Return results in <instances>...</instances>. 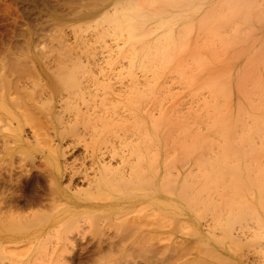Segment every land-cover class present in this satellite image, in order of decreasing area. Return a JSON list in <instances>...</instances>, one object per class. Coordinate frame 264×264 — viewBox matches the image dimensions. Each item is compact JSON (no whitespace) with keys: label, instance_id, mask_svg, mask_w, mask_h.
<instances>
[{"label":"rangeland","instance_id":"obj_1","mask_svg":"<svg viewBox=\"0 0 264 264\" xmlns=\"http://www.w3.org/2000/svg\"><path fill=\"white\" fill-rule=\"evenodd\" d=\"M108 4H110V0H0V76L2 77L0 80V91H2V94L0 95H5L4 99L0 98V264H258L256 260H259L263 255V248L261 247L259 249L258 246H255L257 242L259 245V241L251 242L253 244L248 242L251 234L255 232L253 229V224L256 222L254 217L251 218V216L247 215L248 213L246 215L242 213L244 218L240 215L242 216L240 217L241 220L239 219L235 223V232H233L234 230L229 232L234 227L225 229L227 227L226 221L233 214L236 215L237 213L234 210L237 208V203L234 204V202L241 200L242 203V201H248L247 199H241L240 197H236V195L233 197H236L235 199H231L233 192L231 190L228 191V189H223L219 184L218 186L220 188L218 187L215 190L216 193L208 191L202 195H198V198L188 194L184 196L185 198L188 196L186 200H183V194L178 190V188H181V175L185 172V167H181L183 170L180 168L183 164L180 163V161H183V156H181V154L183 155V151L179 146L174 144L176 143L175 138L179 137V134H174L173 136L175 138L173 136L172 139L170 138L168 141L169 145H167L168 142H165L166 144L164 145L167 146L163 147L164 149L166 148L165 150L163 148L160 151H157L155 148L147 149L148 152L149 149L153 152L157 151L154 153L160 155L157 157L156 165H149L148 167V164L144 160L141 161V167L146 172L143 170L145 175L149 176L150 173L158 174L162 171L167 172L166 170L169 171L171 169L169 165H166L167 161V164L170 163V159L167 157L171 154L169 151L173 150L170 148H174L175 145L177 146L175 147L176 149L174 148L176 151L174 158L176 157L177 166L175 163L173 164L175 167L171 164L173 166L172 170L175 171H169L171 176L165 172L163 173L167 174L166 177L169 176L168 178L170 179L174 176L173 181H176V184L174 183L175 185L171 184V186L174 185V190L172 188V191H169L171 192L169 195L166 193V187L170 186L169 182L171 180L169 181L168 178L164 177L167 182L165 184V180L161 177L156 180H149V185H152L150 188L145 183V186L148 187L145 188L147 190L144 189V181L139 180L143 182V184L141 183L139 185L144 186L143 189L145 191L143 190L142 195L136 197L132 194L121 196L115 192L108 191L106 192L108 194L106 197L104 194L102 197L97 194L102 201L96 195V197L93 195L94 198L91 197L90 200H86L90 196L86 199L83 198L87 196L86 194H89V191L86 190V187L89 186L88 183H90L88 181L93 178L94 172H97L102 166V163H105L104 165H111L113 169H120L124 165L126 166L125 162H127V165H129L124 166L122 171L128 173L131 172L132 167H138L136 165L138 156L135 152L133 154L136 147L134 142L136 141L135 143L137 144L140 138H142L139 132L136 133L133 130L126 132L120 129L121 132L119 129H116L117 136L115 134L113 135V132L107 136L102 132L104 131L102 124H104L106 119H110L117 127L123 122L126 124L127 119L131 122L127 125H132L133 121L128 112L129 109L124 105H120V102L123 101L125 103L130 97L134 77L138 79L140 88H143V84L146 83V77L139 70V72L134 71L136 74H134V77L132 75L129 76V61L119 58L117 55L119 51L118 47L121 48L123 45V38L119 37L120 35L115 32L114 34L111 33L112 31L108 30L106 25L103 24L102 19L104 15L114 9L113 6H110L102 10ZM262 11L263 15L264 7ZM107 30L111 34H107ZM259 30L257 34L264 36V27ZM100 32L108 36L106 35L107 37L105 36L103 39H99ZM226 34L230 35L232 32L227 30ZM205 35L207 33L203 31L202 36ZM201 37L199 40L203 39ZM251 39L255 42V39ZM252 40H249L248 44L245 45V51L242 53V56H239V60L235 59L234 63H232L233 72L236 74L241 73L239 75L241 82L235 81V83L240 82L242 85L239 87L234 86V104L239 99H243L245 93L247 96L250 95L248 96V101L254 102L253 99L256 97L255 91L259 92V87L264 86V69L262 68L264 67L262 63L264 61V52L262 55L259 54L260 56L256 54L262 51L258 50L256 54L254 53L257 59L254 60L255 62L252 61L253 58L251 60L255 64L253 65V69L250 66L253 63L248 60L251 59L249 56L255 57L252 53L258 46L257 41L254 44ZM202 43H204L203 40ZM250 44H254V47H251ZM220 47L213 46L210 52L217 53L216 57L218 59L219 56H221V59L224 58L222 55L225 56L224 59H219V62H226L229 53L226 56L225 53L227 51L224 50V52ZM216 48L219 50H216ZM235 49L237 48L235 47ZM75 58L77 59L76 61ZM246 60H248L249 70L252 69V71L239 72V70L247 65ZM77 61L82 63H80L82 70L80 68L76 74V79H78L74 82L75 85L73 83H67L66 86H63L65 82H60L58 79L59 76L62 75L61 73H67L70 70L71 66H73L70 63L74 64ZM7 68L9 70L13 69L15 72L16 70H25L24 72L28 77H26L23 71L13 73L14 71L12 70L9 73ZM65 68L68 69L65 70ZM255 71L257 74L260 72L261 81L259 78L260 74L259 76L257 74L255 75ZM22 74L23 76L25 75L24 80ZM104 74L106 78H102ZM17 75H21L22 77H20L22 79L20 80ZM148 76H151V74ZM141 77L145 79H141ZM165 77L161 78L158 82L157 95L155 96V99H158L157 103H149L146 107L154 118L161 117L160 112L170 113V118L173 117L175 122L186 119L190 124L192 122L191 118L198 114L197 111H201V116L206 119L204 103L211 100L210 91L205 88L199 90L196 86L185 85L180 81L178 75L175 74L168 75L167 79ZM5 78L9 79L7 80V84L5 83ZM16 78L17 80H15ZM55 78L57 81L54 80ZM202 78L207 79L205 77ZM257 78H259L258 82ZM108 79H110L109 82ZM10 81H12L15 88ZM10 84L12 88H10ZM246 84L247 87L244 86ZM239 91L241 93H238ZM10 99L21 101V104L23 103L22 107H20L18 101V104L12 101L11 103L18 105V109L15 108L16 104L12 106ZM47 100L50 101L47 102ZM42 103L47 104L44 106ZM6 110L16 114L18 118L10 114L8 115ZM207 124V122H202L200 125V130L204 135H208L206 131ZM18 128L21 132H19ZM65 128L68 130H66L65 134L63 133L61 135L62 130ZM70 128L71 131H69ZM20 135H22L23 139L20 138ZM256 136H254V142L258 148L255 149L256 151L253 152V155L259 157L257 166L260 164V161H262L261 164L264 166V143L261 137L260 140L258 136L256 139ZM208 137L211 141L215 140V143H213L214 141L212 142V145L215 147L211 145V149L209 146L210 151L203 150L204 154L208 153L206 154L207 157L220 154L218 146L221 137L219 135H208ZM131 138L132 141H129ZM97 139L98 141H95ZM46 140L54 150L50 147L52 151H49L50 148L47 146L48 144L46 145ZM49 140L54 142H49ZM94 141L95 143H93ZM216 143L218 146H216ZM103 146L109 150L107 151ZM111 146H113L112 149ZM97 150L100 153L103 150L102 155L100 153L98 154ZM139 150L143 156H150L149 154L152 153L150 151L147 155V151L144 149ZM114 151H116V155H113ZM126 151L127 154L125 153ZM172 154L169 156L170 158H172ZM261 157L263 158L261 159ZM127 158H130V161ZM164 160L165 162H163ZM178 161L181 165L178 164ZM121 163H123V166H120ZM164 163L165 166H163ZM192 164L195 165L194 162ZM192 164H190L189 168L191 167L190 170L192 169L191 171L196 174L195 171H199V169H197L196 165L194 166ZM64 166L66 167L64 168ZM166 166L170 168L168 167L169 169H167ZM69 168L70 171H68ZM80 168L81 170H79ZM154 169H158V171L154 172ZM71 172L78 173L73 180L70 179ZM84 173L89 176L87 181ZM175 177L178 178L175 179ZM50 178L53 181H50ZM136 181L133 180L134 183ZM139 181L137 182L139 183ZM161 183L165 185L164 192L161 189L164 187ZM53 188L56 189V192ZM153 188L156 189L155 192L161 194L159 197L173 200L178 206L186 204V201L188 204L192 201L189 204L192 206L194 201L191 199L194 198L202 206L199 207L200 204L198 205V201H195L196 204L193 205V208L191 207V213L182 212L178 206L174 208L160 206L158 205L160 203L159 201L156 204L153 199L149 198L152 196L151 192L145 193L148 190L151 191ZM51 189L54 191L53 194ZM81 189L86 191L84 195V192L80 195L78 194V191H81ZM218 190L220 191L219 193L217 192ZM75 191L78 193H73ZM178 195H180L182 200ZM204 195L205 198L202 199ZM207 196H210L209 199L206 198ZM110 198L114 199L111 200ZM233 200L236 201L233 202ZM203 202L208 203L204 204ZM143 205L145 209L142 208ZM138 206H141L140 209L144 210H139ZM230 207H232L231 210ZM136 208L137 211H135ZM198 208H202L201 211ZM196 209L197 212L200 211L199 216L196 214ZM132 210L134 212L131 213L130 211ZM233 210L235 213H233ZM34 213L38 214L35 216V219L33 217L35 221L41 215L40 218L42 220L40 222V218L37 220L41 224H33V219H29L33 225L28 224L29 221H27V218H31L29 216H32ZM19 215L21 216L19 217ZM88 216H91L90 218L93 219L92 227L90 223L88 225L91 231L85 226L88 223L86 219ZM74 220L78 225L83 220L82 223L84 225L82 227L76 226L77 230L80 228L78 232L73 227V224L70 223L71 221L73 223ZM78 220L81 221L77 223ZM109 222H111L110 226L107 227L106 225H109ZM217 222H220L222 225L219 223L215 229ZM248 222L250 223L248 224ZM58 224H61L63 227H60ZM211 224L215 226L214 229L210 228L209 230L206 228ZM219 226L224 227V229L221 227L223 232ZM98 228H100L99 232L102 230L101 234L98 232ZM218 228L219 231L217 230ZM214 230H217V232H214ZM224 230L226 233L225 237V234H223ZM193 231L195 237L193 236ZM65 232L66 235L67 232L69 234L65 236ZM129 233L131 235L134 234L133 237ZM214 233L221 239L219 242H217V237L215 236V238L212 235ZM122 234L125 238H123ZM235 234H238L237 236L240 238H237ZM126 236L128 238L130 236V240L129 242L124 241V244L127 242L124 245L121 242L125 239L128 240ZM78 237L79 240L77 239ZM230 237H236L237 239L234 238L233 240H239V244L230 240ZM45 238H48L46 243L44 241ZM65 238L67 241H64ZM67 238L70 241H74L70 242ZM56 240L57 242L59 241V246ZM49 241L51 245L47 244ZM100 241L104 245L103 250L109 251V254L103 251L102 254H106L102 255L98 252L99 245L97 243L100 244ZM110 241L116 244L118 243V249L117 247L116 249L119 251H116V249L113 250L116 253L118 252L117 254L111 251V253H114V255H111L110 249H108ZM69 242H75V252L70 251V249L72 250L70 248L68 251L66 250L67 254L65 252L62 254L63 250H60L62 248L68 249L67 245H70ZM86 242H90L91 244L86 245L88 244ZM248 243L250 246L257 247L259 251L262 250L260 252L261 254L254 247H250ZM64 245L67 247H64ZM122 245L124 246L122 247ZM119 246L121 249H119ZM44 247H47L48 253H46L45 249H41ZM49 247H54L52 249L50 248L51 252L55 250L53 254L51 253L52 255H47L50 254ZM87 247H90V249ZM57 254H60L61 259L57 257L59 256ZM69 254H71V257ZM80 254L83 257H79L81 256ZM67 258H69L68 260L71 259V261H67Z\"/></svg>","mask_w":264,"mask_h":264},{"label":"bare ground","instance_id":"obj_2","mask_svg":"<svg viewBox=\"0 0 264 264\" xmlns=\"http://www.w3.org/2000/svg\"><path fill=\"white\" fill-rule=\"evenodd\" d=\"M262 4H264V0H110V4L104 6L102 8V10H105L106 8H108L110 6H113L114 9H113V11H110L106 14L104 13L105 15H104V18L102 19L103 24L106 25L108 30L112 31L111 33L114 34V32H115L116 34L120 35L119 37L123 38V45L121 46V48L118 47L119 51H118L117 55L119 58L127 59L129 61L128 62V67H129L128 69H130V75L129 76L132 75V77H134V74H135L134 71H137V72L140 71L144 75V77H146V83L143 84V88H140L141 86L139 85L138 79H136V77H134V79L131 78V79H133V81H132L133 87L130 86L132 88L131 89L132 92L130 93V97L127 99V101L125 103H123V101L120 102V105H124L129 109L128 112L130 113L131 119L133 121L132 125H127V124H130L131 122H129V119H127L128 121L126 122V119H125L126 124H124V122H123L118 126L119 127L118 128L117 125H114L110 121V119H106L104 121V124H102L104 127V131H102V132L106 136L109 135V133L111 134V132H113L112 133L113 135L114 134L116 135V132H115L116 129L117 130L121 129V130L126 131V132H130V130H133L136 133L139 132L142 138H140V140L138 141L137 144L135 143L136 142L135 141L134 144L136 147H135V149L132 148V149H134V151L132 150L133 154L135 152V154L138 156L137 157L138 160H137L136 165L139 168L134 166V167H132V170L130 169L131 172L128 173V172L122 171L124 169L123 167L125 166V165L123 166L124 161H122V160L121 161L123 163H121L120 166L122 165L123 167L120 168L121 170L117 169V168L113 169L111 167V165L110 166L104 165L105 163H102L101 164L102 166L97 170V172H94L93 178L90 179V181H88L90 183H88L89 186H87L88 188L86 187V190L89 191V194H86L87 196L83 197V195L86 192L83 189H81L82 192L80 190L79 191L77 190L79 193L76 191L73 193H76V194L78 193L80 195L84 192L83 195H81L83 198L86 199L90 196L86 200H90L91 197L94 198L95 195L97 197H99V196L102 197V195L104 194V196L106 197L108 195L106 192H108V191L115 192L116 194L121 195V196H124L127 194H132L135 197L138 195H142L141 193H143L145 190H147L145 188H148V187L150 188L152 186V185L151 186L149 185L150 184L149 180H152V179L156 180V179L161 178V177H163L162 179L165 180L164 177H166L167 174L168 175L171 174L170 172L173 171L172 170L173 166H174L173 164L175 163V165L177 166V164H176L177 162L175 159L176 157L174 158V156L176 154V151L174 150V148L179 146L183 151L182 152L183 155L181 154V156H183V161H180V160L179 161H180V163H183V164L182 165L179 164V161H178V164L181 165L180 168L185 167V172L181 175V180H182L181 188H178V190L182 192V193L181 192L180 193L183 194L182 198L188 194L194 195L198 198V195H202L203 193L208 192V191H213V193H214L215 190H217V188L219 187L218 185L220 184L223 187V189H225V190L228 189V191L231 190L233 192V194L231 193L232 196L230 195L232 197L231 199H235L236 197H240L241 199L242 198L247 199L248 201H242V203H241V200L238 202L236 200H233V202L236 201V202H234V204L237 203V205H236L237 208L234 209L237 211V213H236V215L233 214V213H235L233 210V213H232L233 216L230 217L231 215L229 214V212L231 213L230 210L232 208V207H230V210L228 212V214L230 215L229 216L230 218L226 221L227 227H225V229L230 228V227H234V229H230L229 232H231L233 230H234L233 232H235V226H236L235 223L237 222V220L240 219V217L243 216V218H244V215H246V213H248L247 215L251 216V218L254 217V219L256 220L255 224H253V226H254L253 229L255 232L252 233L250 237L248 236L249 237L248 242L254 243V241H259V245L257 242V244H255V246H258L259 249L262 247L263 251L262 250L259 251L257 249V247L252 246V245L251 246H252V248L254 247L255 249H257L259 251V254H261L260 252L262 251L263 255L259 258V260L257 259L256 262L258 264H264V166H262V164H261L262 161H260L261 165L259 164L257 166V163H259V159H258L259 157L253 155V152L256 151L255 149L258 148V147H256L257 144H255V142H254V136L257 135L259 137L258 139H260V137H261L262 141L264 143V86L259 87V89H260L259 92H256L253 89L255 91V95H256V97H254V99H253L254 102L248 101V96H250V95L247 96L245 93L243 95V99L242 98L239 99V101L234 104V101H233V97L235 96L234 86L239 87L242 85L240 83L241 78L239 76L241 73H237V74L234 73L233 68H232V63H234L235 59L239 60V56L240 55L242 56V53H244V51H245V45L248 44L249 40H252L251 38L255 39V42H254V40H252V42L254 44H256V41L258 43V46L256 47L255 51H253V53H252L253 56H255L254 53L256 54V52H258V50H260L262 52L257 53L256 55H259V54L262 55L264 52V36H259L257 34L258 31H260L259 29L264 27V16H263L264 13L262 15V12H263L262 8L264 7V5L262 7ZM108 30H107V32H108ZM227 30L231 31L232 34H230V35L226 34ZM105 31H106V29H105ZM203 31H206L207 35L202 36ZM103 32H100V38L99 39H103L107 34L110 33V32H108V33L106 32L107 34H105ZM116 34H115V36H116ZM204 34H205V32H204ZM201 36L203 37V39L199 40ZM202 40L204 43H202ZM240 43H241V46H240ZM253 45H251V47ZM213 46L214 47L215 46L216 47L221 46L220 48H222L223 51L224 50L227 51L225 53L226 56H228L227 54L229 53V56L227 57L228 60L227 59H226L227 61L225 60L226 62H219V59L222 60L225 58V56L222 55V57H224V58L221 59L220 58L221 56H219L220 55L219 54L218 55L219 59H218L216 57L217 53L212 52V51L210 52V49H212L211 47H213ZM235 47L237 49L234 50ZM249 48H250V46H249ZM249 48H248V50H249ZM216 50H219V49L216 48ZM213 51H215V50L213 49ZM249 58H251V59H248V60H250L249 62H251V63L255 62L254 60L257 59L256 56L255 57L249 56ZM252 58H253V60H252ZM76 60L77 59L75 58V61ZM248 60H246L247 65L244 64L246 66L245 67L243 66L244 68L239 70V72L244 73V72H247L249 70ZM72 61H74V60H72ZM80 63L81 62H79V61H77L76 63L74 62V64L70 63L73 65V66H71L70 70L67 73H61L62 75H60L58 79L60 82H65V84L63 86H66L67 83L68 84L69 83L74 84V82L77 81L78 78L76 79V74L79 72L80 68L82 70V67H81L82 63L81 64ZM262 63L264 65V61H262ZM253 65H255V64L253 63L250 65V66H252L251 67L252 69L254 67ZM9 68H7V69L9 70ZM68 68H65V70ZM257 68H258V66H257ZM262 68L264 69V67H262ZM252 69H250V70L252 71ZM12 70L13 69L9 70V73ZM13 71H14L13 73H17L18 71L21 72L23 70H16V72H15V70H13ZM63 71H64V69H63ZM256 71H255V73L253 72L255 75L257 74ZM1 72H2V70H1ZM6 72H8V71H6ZM24 74H26V73L24 72ZM105 74L102 76V78L103 77L106 78ZM149 74H151V76H148ZM172 74L178 75L180 81L182 83H184L185 85L192 86V87L196 86L199 90L201 88H205L206 90L208 89L210 91L211 100L204 103V109L206 110V119L201 116V113H200L201 111H197L198 114L194 115V117H193L194 119L191 118L192 122L189 121V122H191L190 124L187 122L186 119H184L180 122H175L173 117L170 118V116H169L170 113L167 114V113L160 112L161 117L154 118V116L146 109V107L149 103H152V102L157 103V101H158V99H155V96L157 95V86H158L159 80L165 76H166L165 78L167 79V76L172 75ZM259 74H260V72H259ZM259 74H257V76H259ZM17 76H19V78L21 80L22 79L21 77L23 76V74H22V76L21 75H17ZM24 76H23V80H24ZM26 77H28L27 74H26ZM144 77L143 78L141 77V79H145ZM202 77H205L207 79H203ZM260 77H261V74H260L259 78ZM1 78L2 77L0 76V80H1ZM7 78H8V76H7ZM7 78H5L6 84H7V80H9ZM259 78H257V82H258ZM242 79H243V77H242ZM15 80H17V78ZM15 80H14V82H16ZM54 80L57 81L56 78ZM109 80L110 79H108V82H109ZM235 81H240V82L235 83ZM260 81H261V78H260ZM10 82L12 84V81H10ZM245 83H247V82H245ZM11 84H10V88H12ZM15 84H17V83H15ZM12 85L14 86V84H12ZM244 86L247 87V84ZM14 88H15V86H14ZM250 88L252 89V87H250ZM251 89H250V91H251ZM193 93H194V91H193ZM238 93H241V92L239 91ZM0 94H2V91H0ZM0 96H1L0 98H2V99L5 98L4 97L5 95H0ZM252 96H253V94H252ZM12 101L17 103L18 100L14 101L12 99L10 101V103ZM49 101L50 100H47V102H49ZM16 103H11V104L13 106V104L15 105ZM18 103H19L20 107H22L23 103L21 104V101H18ZM42 104L45 106L47 103H45V104L42 103ZM16 105H15V108L18 109V105L17 106ZM47 107L49 108V106H47ZM48 108H47V111H48ZM123 109H125V108H123ZM201 109H203V107H201ZM2 110H4V109H2ZM6 112L8 115L10 114V115H13L16 118H18V116L16 114L12 113L9 110L8 111L6 110ZM21 114H22V112H21ZM107 118H108V116H107ZM202 122L208 123L207 128H206L208 135H214V136L219 135L221 137V140L219 142V146L216 143V146L219 147L218 150L220 151V154L216 155L213 153L215 156H211V157H207L206 154H208V153L204 154L205 150L210 151L209 146L211 148L212 142L214 141L213 143H215V140H213V138H212L213 141H211V139L208 137V135L202 134V131L200 130V127H201L200 125ZM66 128L63 129L64 131L62 130L61 135L63 133L65 134L66 130H68ZM18 130H19V128H18ZM69 131H71V128L69 129ZM120 131H118V132H120ZM19 132H21V130H19ZM59 132H60V130H59ZM123 133H125V132H123ZM174 134L175 135L179 134V137H176L177 138L176 139L173 136ZM125 135H122V136H125ZM172 136L175 138L176 143H174V144H176L177 146L175 145L174 148L173 147L170 148V149H173L172 151H169L171 154L175 152L174 154H172V156H171L172 158L169 157L171 154H169L167 156L171 161H174V162H171L169 160V162H170L169 164H167L168 161L166 162V165H169L171 167V169H169L170 167L166 166L170 172L168 170H166L167 172H165V171L164 172L167 174H163L164 172L162 171V172H159L158 174L157 173H150L149 176L145 175L146 172H145V169H143L141 167V164H142L141 161L144 160L148 164V167H149V165L150 166L156 165L157 157H159L160 155H158L157 153H154V152L160 151L163 147H167L164 144H166L170 140V138L172 139L173 138ZM257 136H256V139H257ZM111 137H113V136H111ZM20 138L23 139L22 135H20ZM35 138L37 139L36 136H35ZM98 138H99V136H98ZM27 140H29V139H27ZM95 141H98V139ZM95 141L93 143H95ZM129 141H132V138H131V140L129 139ZM172 141H174V140H172ZM217 141H219V140H217ZM49 142H54V141L49 140ZM102 142H105V141H102ZM45 143L47 145L48 141L46 140ZM107 143L109 144V142H107ZM170 144H172V143H170ZM99 145H100V143H99ZM167 145H169V142ZM47 146H49V144ZM104 146H106V145H104ZM124 146H126V145H124ZM212 146L215 147L214 145H212ZM50 147L51 146H49V148ZM107 147H108V145H107ZM51 148L53 149V147H51ZM51 148L49 149V151H52ZM104 148H106V147H104ZM112 148H113V146H111V149ZM148 148H151V149L155 148L157 151L153 152V151H151V149H149V152H148L147 151ZM262 148H263V146H262ZM139 149H141V150L144 149L145 151H147V155H148V153H150V151L152 153L149 154L150 156H143ZM165 149L163 148V150H165ZM108 150L109 149H107V151ZM261 151H262V149H261ZM97 152H98V154L100 153L99 150H97ZM115 152L116 151H114L113 155L117 154V153L115 154ZM262 152H260V153H262ZM52 153H54V152H52ZM102 153H103V150L101 151L100 154L102 155ZM125 153L127 154V151ZM167 153H168V150H167ZM56 154H54V155H56ZM133 154H131V156H133ZM149 157H151V158H149ZM100 158H101V156H100ZM114 158H116V157H114ZM262 158L263 157H261V159ZM127 159L129 160L130 158H127ZM131 159H133V158H131ZM164 159H167V158H164ZM163 162H165V160ZM193 162L197 166V169H199V171L198 170L195 171L196 174H194V172L191 171L192 169L190 170L191 167L189 168L190 164H192ZM125 163H126V166L129 165V164L127 165V162H125ZM192 165H194V164H192ZM163 166H165V163ZM65 167L66 166H64V168ZM83 167H86V166H83ZM118 167H119V165H118ZM164 169H166V168L164 167ZM181 169L183 170V168H181ZM79 170H81V168ZM143 170L145 173H143ZM68 171H70V168ZM156 171H158V169H156V170L154 169V172H156ZM91 172H92V168H91ZM71 173L72 174L70 176V179L73 180L74 177L78 173H75V172H71ZM85 174L86 173H84V175ZM88 177H89L88 175H85L86 181H87ZM168 177H166V178H168ZM63 178H64V176H63ZM173 178H174V176H173ZM173 178L172 179L168 178L169 181L170 180L172 181V183H171V181L170 182L168 181L170 186L166 187V190H167L166 193H168V195L171 193L169 191H172V188L176 184L175 183L176 181H173ZM176 178H178V177H175V179ZM162 179H161V181H162ZM51 180H52V178H50V181ZM133 180L134 181L135 180L144 181V186L147 184L148 187L147 186L144 187V186L139 185L141 183L143 184V182L139 181V183H138L136 181L138 183L137 184L136 182L134 183ZM164 182H165V184L167 183L166 180ZM163 183H161V185H163ZM171 184H174V185L171 186ZM163 186L164 187L161 189L164 192L165 191V185H163ZM89 187H90V189H89ZM143 187L145 190L143 189ZM169 188H171V189H169ZM173 190H174V188H173ZM219 190H221V189H219ZM219 190L217 191L218 193L220 192ZM51 191H52V189H51ZM54 191L56 192V189H54ZM54 191H52V194ZM90 191L92 192V194ZM155 191H156V189L153 188L151 191L148 190L145 192L146 194L148 192L152 193V196H150L149 198L153 199L154 203L156 202V204H158L160 202L158 205L163 206V207H167V208H174V207L178 206L175 203V201H173V200H170V199L164 198V197L163 198L159 197V196H161V194L158 192H155ZM213 195H210V196H213ZM235 195H236V197L233 198ZM226 196H229V195H226ZM178 197L180 198V195H178ZM209 197L207 196L206 198L209 199ZM186 198L184 197L183 200H186ZM204 198H205V195L202 199H204ZM99 199H101V198L99 197ZM113 199L114 198H112L111 200H113ZM188 199H190V198H188ZM191 200L194 201V204H196L195 201L196 202L198 201V200H195V198L191 199ZM100 201H102V199ZM157 201H159V202L157 203ZM226 201H227V199H226ZM200 202H202V201H200ZM207 203H204V204H207ZM151 204H153V202H151ZM189 204L186 201V204L179 205L178 207H180V210L184 213H191V210H192L194 204L192 203V206ZM197 204L198 205L200 204L199 201L197 202ZM54 205H55V203H54ZM201 206L202 205L200 204L199 207H201ZM228 207H229V205H228ZM137 208L135 211H137ZM140 208H141V206L139 207V210H144L145 206L143 205V207H142L144 209H140ZM148 208H150V206H148ZM201 209H199V210L201 211ZM195 211H196L197 215L200 212V211L197 212V209ZM130 212L132 213L134 211L132 210ZM36 213L32 214V216H29L31 218H27L28 220L26 219L27 221H29L28 224H32V221H34L33 224H41V223H38V221H37L38 218L41 217L40 214H39L40 216H38L36 219L37 223L34 220L35 216L38 215ZM242 213L243 214L245 213V214L242 215ZM240 215H242V216H240ZM20 216L21 215H19V217ZM105 216H106V214H105ZM33 217H34V219H33ZM90 217L91 216H88V218H90ZM97 217H99V216H97ZM245 217H247V216H245ZM88 218H86L88 220V223L85 225V226H87V229H89V226H88L89 223H90V226L93 223V221H92L93 219H91V218L88 219ZM103 218H104V215H103ZM248 218H250V217H248ZM29 219H31V220L33 219V220L30 222ZM47 219L49 220V218H47ZM99 219H102V218H99ZM41 220L42 219L40 218L39 222ZM44 220L46 221V219H44ZM105 220H106V217H105ZM53 221H55V220L53 219ZM80 221L78 220L77 223H79ZM82 222H83V220H82ZM82 222H80L79 225L75 223V220L73 223H72V221L70 223L73 224L74 228H76L77 225L82 227L84 225ZM221 222L223 223V221H221ZM99 223H101V222H99ZM110 223L111 222H109V225H106V226L107 227L110 226ZM219 223L217 222L215 224V225H217L216 227L211 224L210 226L208 225L209 227H206V228H208L210 230V228L214 229V227H215V229H216L218 227ZM249 223L250 222H248V224ZM94 224H95V222H94ZM58 225L60 227H63V226H61V224H58ZM220 225H222V224L220 223ZM250 225H252V224H250ZM85 226H84V228H85ZM99 226H101V225H99ZM102 226H103V224H102ZM221 227H222V229H224L223 226H221ZM221 227L219 226L220 229H221ZM100 228H98V232H99ZM138 228H140V227H138ZM219 228L217 229L218 231H219ZM64 229H63V231H65ZM87 229H85V230H87ZM213 229H211V230H213ZM78 230L76 228L77 232H78ZM94 230H95V228H94ZM217 230H214V232L215 231L217 232ZM140 231H142V230L140 229ZM101 232H102V230L99 233L101 234ZM136 232H137V230H136ZM222 232H223V230H222ZM192 233L194 236V231ZM207 233H209V232H207ZM220 233H221V231H220ZM68 234L69 233L67 232V235ZM196 234L197 233L195 232V235ZM216 234H218V233H216ZM223 234H225L224 235V237H225L226 236L225 230H224ZM67 235L65 232V236H67ZM80 235H81V233H80ZM133 235H131V236L133 237ZM167 235H170V234H167ZM209 235H210V233H209ZM212 235H214V237L215 236L217 237V235H215V233ZM237 235L238 234H235V236H237ZM69 236H72V235H69ZM166 237H168V236H166ZM221 237H222V235H221ZM123 238H125L124 235H123ZM126 238H128V237L126 236ZM164 238H163V240H164ZM234 238L237 239L240 237H238V236H237V238L236 237H233V238L230 237L229 239L233 240ZM47 239L46 238L44 239L45 243H46ZM77 239L79 240V237ZM82 239H83V237H82ZM217 239H218V241L215 239L217 242H219L221 240L218 237H217ZM222 239H224V238H222ZM68 240L70 241V239H68ZM129 240H130V236H129L128 240L127 239H125L123 241L121 240L122 241L121 243L124 244V241L129 242ZM64 241H67L66 238ZM71 241H74V240H71ZM233 241H235V240H233ZM238 241L239 240H236L235 242H237L239 244L240 241L239 242ZM56 242H57V240H56ZM58 242H57V244H58ZM110 242H111V244H110ZM110 242L108 244V249H110V253H111V251L116 253L113 250L116 249V247L118 246V243L116 244V243H113L112 241H110ZM116 242H118V241H116ZM127 242L124 245H126ZM64 243H67V242H64ZM86 243H88V242H86ZM86 243H84V244H86ZM89 243L86 245H89ZM101 243H102L101 241H100V244L97 243L99 245L100 251L98 250V252L100 254H102V252L105 250V249L103 250L104 245H103V243L102 244ZM135 243H134V245H135ZM253 243H251V244H253ZM47 244H50V241ZM43 245H45V244L43 243ZM75 245H76L75 242H72V243H70V245L69 244L67 245L68 249H65V248L63 249L61 247L62 249L60 251L63 250L62 254H64L63 252H65V254H67L66 250L68 251L70 248H72V250L70 249V251L75 252L74 251ZM109 245H110V247H109ZM124 245H122V247ZM58 246H59V244H58ZM58 246L56 245L57 248H58ZM67 246L64 245V247H67ZM166 246H168V245H166ZM249 246H250V244H249ZM84 247H86V246L84 245ZM84 247L82 246L83 249H84ZM46 248L44 247L41 249H45L46 253H48ZM50 248L51 247H49L48 249H50ZM52 248H54V247H52ZM87 248L90 249V247H87ZM166 248H168V247H166ZM51 249H50V254H47V255H52L54 253L55 250L51 252ZM108 249H106V250H108ZM117 249H118V247H117ZM117 249H116V251H119ZM119 249H121L120 246H119ZM80 250H82V249H80ZM86 251H88V250L86 249ZM86 251H84V252H86ZM258 251H257V253H258ZM104 252L109 254L108 253L109 251H104ZM106 253H103L102 255H104ZM114 253H111V255L112 254L114 255ZM122 253H124V252H122ZM81 254H82V251H81ZM57 255H59L57 257L60 258V254H57ZM69 256L71 257V254H69ZM79 257H83V256L81 255ZM68 259L69 258H67V261H71V259L70 260H68ZM63 260H62V262H63Z\"/></svg>","mask_w":264,"mask_h":264}]
</instances>
